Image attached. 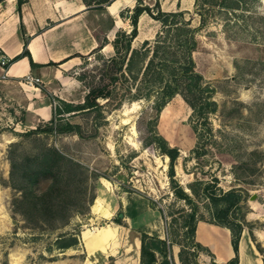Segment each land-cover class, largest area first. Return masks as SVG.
I'll return each instance as SVG.
<instances>
[{
    "label": "rangeland",
    "instance_id": "374dc122",
    "mask_svg": "<svg viewBox=\"0 0 264 264\" xmlns=\"http://www.w3.org/2000/svg\"><path fill=\"white\" fill-rule=\"evenodd\" d=\"M183 4L190 3L183 0ZM185 17L191 18L194 26L199 24L194 7ZM153 26L149 27L152 33L160 25ZM147 34L146 28L132 46L140 47ZM197 38L193 53L196 69L214 88L218 106L209 115L212 136L204 142V154H192L196 138L189 124L191 110L179 95L170 99L158 116L152 99L125 101L118 108L100 99V111L73 115L71 120L81 125V135L36 136V142L56 147L98 175L92 180L95 198L88 214L75 216L64 229L75 228L80 242L63 252L54 246L48 251L56 234L31 229L13 214L12 199L18 193L8 185V150L19 143L22 151H33L35 140L22 135L30 128L8 118L7 108H13L0 101V264H139L140 242L136 248L135 241L143 231L165 239L174 262L186 244V214L195 207L199 218L212 220L208 199L203 194L192 195L188 185L195 180L213 182L215 177L223 190L247 191L242 210L236 212L244 215L246 226L264 225V221H255L254 215L248 217L251 204L264 212V0H246L234 11L210 9L208 24ZM113 55L109 46L108 54L92 52L67 71L80 81L71 100L76 104L83 101L88 89L100 82ZM151 125L179 149L174 180L192 195L195 206L174 195L169 159L152 143ZM97 196L99 202L103 198L100 206L95 202ZM110 223L119 225L114 253L96 248L88 252L81 232L91 233Z\"/></svg>",
    "mask_w": 264,
    "mask_h": 264
},
{
    "label": "trees",
    "instance_id": "16d2710c",
    "mask_svg": "<svg viewBox=\"0 0 264 264\" xmlns=\"http://www.w3.org/2000/svg\"><path fill=\"white\" fill-rule=\"evenodd\" d=\"M16 1L19 9L26 0ZM112 1L83 0L87 8L99 10ZM245 1L194 0V13L199 16V24L194 26L191 18L185 17L186 11H163L159 0H154L152 6L143 4V0H136L128 16L131 29L129 32L119 30L116 33L112 41L115 55L108 58L107 69L100 82L88 89L80 103L59 99L48 122L22 134L35 140L33 151H22L19 143L10 146L8 185L18 193L12 199L13 214L20 216L31 229L56 234L48 251L54 246L63 252L79 244V232L75 228L64 229L75 216L88 214L95 198L92 180L98 175L56 147L36 142V136L81 135V125L70 122L66 115L100 111L103 107L100 99L106 100L113 108L120 107L125 101L152 99V108L158 116L169 100L179 95L191 110L189 124L196 138L192 154L196 157L204 154V142L212 136L209 115L218 106L213 99L214 88L196 69L193 53L198 47L197 34L208 24L210 9L234 11L240 9ZM143 12L157 20L160 26L152 40H144L140 47L134 48L132 41L137 35L138 17ZM120 16H124L123 12ZM106 41L104 38L94 52L100 50ZM23 54H27V51L8 59V64ZM30 63L32 67L35 65L32 60ZM150 131L152 143L169 159L168 176L174 184V195L192 206H195L192 195H205L211 206L212 220L208 222L226 227L231 232L235 256L227 264H237L238 241L246 224L244 215H237L236 212L242 210L247 191L240 188L223 190L217 186L218 179L215 177L213 182L195 180L189 184L190 195L174 180L179 149L171 146L154 125L150 126ZM200 220L195 207L186 214L184 225L188 227V232L186 244L181 246L178 253L180 264H196L198 252L204 250L194 239L196 223ZM139 240V264H174L169 255L170 246L165 239L143 231Z\"/></svg>",
    "mask_w": 264,
    "mask_h": 264
},
{
    "label": "crops",
    "instance_id": "0c3cea01",
    "mask_svg": "<svg viewBox=\"0 0 264 264\" xmlns=\"http://www.w3.org/2000/svg\"><path fill=\"white\" fill-rule=\"evenodd\" d=\"M143 1L150 6L151 2L154 3V0ZM186 1L190 3L188 6H184L183 0H159L163 11L182 10L188 13L194 7V0ZM135 4L136 0H113L99 10L87 8L83 0H26L18 9L16 0L1 1L0 53L12 59L27 51V54L10 62L4 72L0 67V75L4 73V77L0 78V101L3 106L13 108H7L8 118H13L18 126L32 129L52 118L54 102L59 99L76 104L71 99L80 81L67 71L81 62L79 54L86 56L94 52L104 38L107 41L98 51L108 54V47H113L116 33L120 29L130 31L122 25L131 26L128 16ZM156 23L159 24L147 13H141L137 21V35L132 43L146 28L148 34L140 40L141 43L154 38L157 31L152 33L149 27L153 24L155 28ZM30 60L35 63L33 67ZM27 75L39 78L40 82L26 84L24 78ZM66 116L72 122L74 116ZM98 199L99 196L95 202L100 206L103 198L100 202ZM249 207V218L254 215L255 221H264V212L257 211L258 207L252 204ZM248 217L246 221H250ZM118 227V224L111 223L90 231L93 240L89 244L84 240V231L80 238L88 252L96 248L101 253L108 251L112 255ZM194 239L204 248L198 252L196 264H227L235 256L231 232L226 227L200 220L196 223ZM139 242L136 239V248ZM237 262L264 264V225L253 228L243 226L238 241ZM174 263L180 264L179 259L176 258Z\"/></svg>",
    "mask_w": 264,
    "mask_h": 264
},
{
    "label": "built area",
    "instance_id": "2783aa9c",
    "mask_svg": "<svg viewBox=\"0 0 264 264\" xmlns=\"http://www.w3.org/2000/svg\"><path fill=\"white\" fill-rule=\"evenodd\" d=\"M8 59L5 55H3L2 53H0V67L2 68V71L4 72V70L8 67ZM4 77V73H2L0 75V78H3ZM24 81L26 84H29V85H35V84H38L40 82L39 78H35L31 75H27L25 78H24ZM56 104V102H54Z\"/></svg>",
    "mask_w": 264,
    "mask_h": 264
},
{
    "label": "bare ground",
    "instance_id": "6f19581e",
    "mask_svg": "<svg viewBox=\"0 0 264 264\" xmlns=\"http://www.w3.org/2000/svg\"><path fill=\"white\" fill-rule=\"evenodd\" d=\"M180 173V172H179ZM111 224V223H110ZM109 224V225H110ZM105 231H103L102 233H104ZM101 233V234H102ZM83 237H84V240L86 241L87 244H89L92 240H93V237L91 236V233H89L88 231L84 232L83 233ZM97 242V241H96ZM103 242V241H102ZM106 245V244H105ZM90 248V247H89Z\"/></svg>",
    "mask_w": 264,
    "mask_h": 264
},
{
    "label": "water",
    "instance_id": "95a60500",
    "mask_svg": "<svg viewBox=\"0 0 264 264\" xmlns=\"http://www.w3.org/2000/svg\"><path fill=\"white\" fill-rule=\"evenodd\" d=\"M120 216H121V214H120Z\"/></svg>",
    "mask_w": 264,
    "mask_h": 264
}]
</instances>
